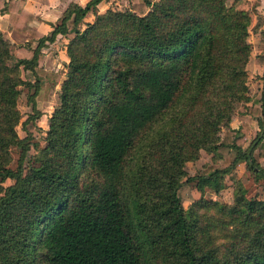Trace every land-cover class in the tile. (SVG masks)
<instances>
[{
	"label": "trees",
	"instance_id": "16d2710c",
	"mask_svg": "<svg viewBox=\"0 0 264 264\" xmlns=\"http://www.w3.org/2000/svg\"><path fill=\"white\" fill-rule=\"evenodd\" d=\"M100 1L70 2L46 34L18 0H0V264H264V195H248L245 174L231 202L203 194L220 191L240 162L264 191L254 155L264 158V86L256 102L247 85L250 12L237 0H139L97 12ZM10 30L29 39L14 43ZM59 34L67 71L40 142L26 124L40 114L42 47ZM259 35L264 42V27ZM254 62L264 76V53ZM20 85L31 89L23 137ZM253 120L260 129L250 138ZM201 150L219 161L187 176ZM184 178L201 192L187 207Z\"/></svg>",
	"mask_w": 264,
	"mask_h": 264
},
{
	"label": "rangeland",
	"instance_id": "374dc122",
	"mask_svg": "<svg viewBox=\"0 0 264 264\" xmlns=\"http://www.w3.org/2000/svg\"><path fill=\"white\" fill-rule=\"evenodd\" d=\"M133 2H123L122 6L119 7V3H110L108 4L114 8L124 9L127 8L128 5H131ZM121 4V2H120ZM99 8V7H98ZM102 9H105L106 6H102ZM93 19V13L86 14L84 18V22L90 21ZM264 20V19H263ZM262 20V21H263ZM84 24H80V27H83ZM249 40L252 43V56L255 53H258L260 47V43L256 38L252 37V33L249 34ZM68 38L64 36H60L54 44H47L43 47V66L36 68V74L38 76L39 89L36 94V105L39 110V116H37L33 121H29L26 126L30 133H32V140H38L41 142V135L45 134V131L48 127V117L51 114L54 107L58 104V91L60 87V81L65 77L67 71V55H66V43ZM256 46V47H255ZM248 93L252 101L258 102L261 97V92L264 86V76L263 69L260 65H256L253 63V60L248 63ZM26 78L28 80L34 81L35 76L32 72L28 71ZM31 92V89L26 85H20V94L17 98V106L22 114L20 122L17 124L16 129L19 136L23 137L26 133L21 128V121L27 117V114L32 111L31 104L28 103L27 97ZM239 121L234 118L232 121L233 125H236ZM260 129L259 124L256 120H253L251 123V127L249 129L250 138L253 137L256 132ZM36 150L34 149V145H31L27 151V156L33 154ZM255 154H257V150H255ZM13 161L11 165H15L17 157L19 156V149L17 147H13L11 149ZM219 161L212 153L207 152L205 150H201L200 156L197 159L187 161L185 163V169L187 171V176H191L195 173V171L201 168L205 163L216 162ZM264 164V163H263ZM245 174V186L248 188V195L263 196V186L259 181L253 180V175L246 168V165L243 163H239L236 166V170L224 176L225 185L220 191L215 193L212 188L206 187L203 191L205 197H213L217 198L220 201L231 202L233 200V183L237 177H241ZM13 180L8 178L3 181L4 185L11 183ZM178 194L182 200V204L184 207H187L192 201L197 199L201 192L196 186V178L192 179H183L182 184L178 189Z\"/></svg>",
	"mask_w": 264,
	"mask_h": 264
},
{
	"label": "crops",
	"instance_id": "0c3cea01",
	"mask_svg": "<svg viewBox=\"0 0 264 264\" xmlns=\"http://www.w3.org/2000/svg\"><path fill=\"white\" fill-rule=\"evenodd\" d=\"M4 1H6V0H4ZM73 1L78 2L80 4H85L88 0H18L17 8L23 7L24 9L32 12L34 14V17L29 22V25L34 27L36 30H38L42 33L48 34L52 30L51 23H56L59 20V18L61 17L63 11L69 5V3L73 2ZM130 1L131 2H137L139 0H101L96 5V11L97 12L105 11L107 8L111 7L108 5L110 3H115V4L119 3V7H121L123 2L129 3ZM232 1L233 0H227V3H232ZM120 2H121V4H120ZM127 5L129 6V4H127ZM102 6H106V8L102 9L101 8ZM235 6L237 8L244 9V10H247L250 12V15H251L250 32L252 33V37H254V39L257 36V39L260 43V46H258V47H260L258 53H262V52L264 53V42H262L260 40V35H259V29L264 27V20H263L264 19V0H237ZM89 12L93 13L92 11H89ZM93 15H94V13H93ZM7 19H8V14L6 12H3L0 9V29L2 31L5 30L7 27ZM257 23H258L257 29L253 30V26ZM60 36L61 35L59 34V35H57L55 40L47 41L45 46L49 43L54 44V42L58 38H60ZM8 38L10 41H12L14 43H23L29 39V35L27 33L25 34V33L19 32L17 30H10L8 32ZM250 42H251V40H250ZM32 43L35 44V40H33ZM251 45H252V43H251ZM43 47H42V50H43ZM256 54L257 53H255L252 56V52H251L249 62L252 59L254 64L260 65V64H257L254 62V56ZM238 123L236 125H233V124L232 125L237 126ZM255 152L256 151H254L255 157L258 159L260 164L262 166H264V164H263L264 158L258 157V155L255 154ZM240 163H243L244 165H246L244 162H240ZM235 170H236V168H235ZM237 178H239V177H237Z\"/></svg>",
	"mask_w": 264,
	"mask_h": 264
}]
</instances>
